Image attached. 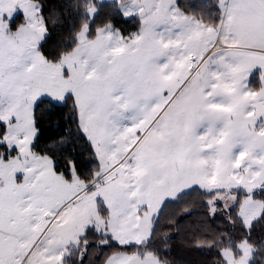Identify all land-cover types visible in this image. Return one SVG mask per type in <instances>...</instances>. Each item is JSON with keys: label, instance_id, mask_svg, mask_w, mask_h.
<instances>
[{"label": "rangeland", "instance_id": "rangeland-1", "mask_svg": "<svg viewBox=\"0 0 264 264\" xmlns=\"http://www.w3.org/2000/svg\"><path fill=\"white\" fill-rule=\"evenodd\" d=\"M98 1H117L140 27L124 35L107 24L88 38L86 24L51 61L39 49L41 4L0 0V264H66L89 226L121 244L144 242L161 203L195 186L218 191L224 209L243 191L247 228L263 211L252 192L264 188V0H219L217 26L178 0ZM69 94L100 160L91 183L73 167L67 179L32 147L36 102ZM252 252L246 239L222 249L226 264H250ZM147 253H115L106 264H165Z\"/></svg>", "mask_w": 264, "mask_h": 264}, {"label": "trees", "instance_id": "trees-1", "mask_svg": "<svg viewBox=\"0 0 264 264\" xmlns=\"http://www.w3.org/2000/svg\"><path fill=\"white\" fill-rule=\"evenodd\" d=\"M35 1L41 4L47 28L39 49L51 61L59 60L78 44V34L86 24L88 38H94L98 29L107 24L118 27L124 35L141 25L139 16H125L117 1ZM91 3L96 7L93 16L89 11ZM177 5L206 24L217 26L221 22L223 11L219 0H178ZM22 21L23 14L19 13L14 27ZM34 120L37 134L33 150L51 157L55 170L67 179H72L73 167L84 182L94 181L100 171V160L82 129L74 96L67 95L63 102L40 98L34 107ZM5 132L6 125L0 122V137ZM237 192L238 201L229 209L216 202L218 191L209 192L198 186L166 200L155 218L150 238L141 243L121 244L112 234L89 226L79 245L65 257V263L106 264L115 253L153 252L165 264H226L222 249L229 245L236 247L246 239L253 246L250 264H264V207L251 228H247L239 214L244 192ZM252 194L264 201V188ZM212 202L217 203L214 209Z\"/></svg>", "mask_w": 264, "mask_h": 264}, {"label": "crops", "instance_id": "crops-1", "mask_svg": "<svg viewBox=\"0 0 264 264\" xmlns=\"http://www.w3.org/2000/svg\"><path fill=\"white\" fill-rule=\"evenodd\" d=\"M20 13H22V12H20ZM23 14V13H22ZM25 21V16H24V14H23V21L20 23V24H22L23 22ZM20 24H18V26L20 25ZM174 93L173 92H171V95H173ZM16 152V151H15ZM13 153V152H12ZM181 178H183V177H181ZM186 191V190H185ZM145 193L144 191H140L138 188L136 189V192H135V194L138 196V194H140V193ZM182 192H184V191H181V192H179V194L180 193H182ZM178 194V195H179ZM166 200H169V199H166ZM166 200H164L162 203H161V207H162V205H163V203L166 201ZM136 205H135V207L136 208H138L139 210H141V209H146L147 208V204H148V200H143L142 198H140V197H138V198H136ZM139 201H141L140 203H139ZM161 209V208H160ZM156 218V217H155ZM155 221V220H154ZM136 224H137V222H136ZM153 225H154V223H153ZM88 228V227H87ZM153 229V228H152ZM151 233H152V231H151ZM151 236V235H150ZM150 238V237H149ZM125 253H127V254H138V257L140 258V259H142V260H145V258H147V252H145V253H138V252H131V253H128V252H125ZM153 253V252H152ZM113 256V255H112ZM112 256H110V257H112ZM158 257V256H157ZM110 259V258H109ZM108 259V260H109ZM108 262V261H107ZM106 262V263H107Z\"/></svg>", "mask_w": 264, "mask_h": 264}]
</instances>
